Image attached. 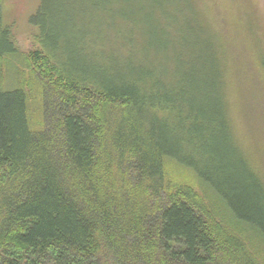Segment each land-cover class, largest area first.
<instances>
[{
    "label": "trees",
    "instance_id": "obj_1",
    "mask_svg": "<svg viewBox=\"0 0 264 264\" xmlns=\"http://www.w3.org/2000/svg\"><path fill=\"white\" fill-rule=\"evenodd\" d=\"M80 1L41 0L45 50L26 53L0 0V264H264V155L255 164L232 138L211 39L155 21L143 60L112 74L69 37ZM137 2L139 25L172 15L169 0ZM219 37L237 73L245 60L264 74L262 52Z\"/></svg>",
    "mask_w": 264,
    "mask_h": 264
},
{
    "label": "rangeland",
    "instance_id": "obj_2",
    "mask_svg": "<svg viewBox=\"0 0 264 264\" xmlns=\"http://www.w3.org/2000/svg\"><path fill=\"white\" fill-rule=\"evenodd\" d=\"M176 1L169 0L172 2L168 9L169 14L172 13L170 17L157 9L156 14H152L155 18L149 15L139 25L135 17H146L147 12H142V4L137 0H81L77 7L67 8L65 12V17L71 19L69 37L80 38L77 44L86 62L97 68L108 66L111 72L119 66L128 67L130 61L136 64L143 60L144 36L155 21L168 27L176 39L188 36L189 40L193 30L209 37L222 64L224 81L221 93L232 138L259 165L264 155V74L255 65H250L246 72L248 62L242 60L241 66L237 65L241 74L239 78L230 58L231 50L224 47L219 35L226 29L229 33L235 30L245 55L249 53L257 57L261 52L264 55V0ZM40 4L41 0H2L3 23L11 28L14 42L21 52L45 50L41 28L32 21ZM162 4L168 6L167 1ZM186 22L193 26H190L191 30L187 25L185 27ZM61 44L68 50L69 38L65 44L60 41ZM188 53L186 56H190L191 52ZM65 54L63 48L58 49L55 59L64 62L67 59ZM168 68L172 74L165 77V82H170L174 76L171 62ZM248 78H252L251 82L257 80L259 94L253 93L254 84ZM194 179L195 185L200 187L198 178L195 176Z\"/></svg>",
    "mask_w": 264,
    "mask_h": 264
}]
</instances>
